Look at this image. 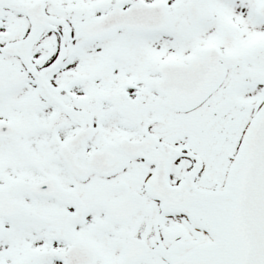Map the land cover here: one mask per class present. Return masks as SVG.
Segmentation results:
<instances>
[{
	"label": "snow or ice",
	"instance_id": "snow-or-ice-1",
	"mask_svg": "<svg viewBox=\"0 0 264 264\" xmlns=\"http://www.w3.org/2000/svg\"><path fill=\"white\" fill-rule=\"evenodd\" d=\"M0 264H264V0H0Z\"/></svg>",
	"mask_w": 264,
	"mask_h": 264
}]
</instances>
